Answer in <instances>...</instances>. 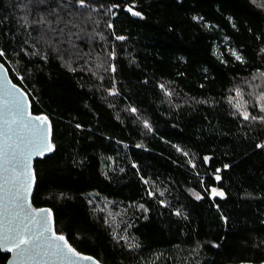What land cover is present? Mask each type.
Wrapping results in <instances>:
<instances>
[{"label": "trees", "instance_id": "16d2710c", "mask_svg": "<svg viewBox=\"0 0 264 264\" xmlns=\"http://www.w3.org/2000/svg\"><path fill=\"white\" fill-rule=\"evenodd\" d=\"M21 2L0 0V47L8 45L0 62L33 114L54 126L55 151L34 163L32 202L52 209L55 230L102 264H264V149L256 148L264 130L243 127L226 102L234 84L264 71V0H97L87 31L108 39H74L92 51L75 63L70 52H52L47 63L29 58L37 34L17 25ZM113 2L121 5L111 19L124 41L105 25L104 7ZM131 4L143 18L122 10ZM113 47L115 73L104 70ZM141 176L156 198L147 197ZM211 187L223 198L211 197ZM9 257L0 250V264Z\"/></svg>", "mask_w": 264, "mask_h": 264}, {"label": "snow or ice", "instance_id": "6c2138e0", "mask_svg": "<svg viewBox=\"0 0 264 264\" xmlns=\"http://www.w3.org/2000/svg\"><path fill=\"white\" fill-rule=\"evenodd\" d=\"M96 2L97 0H22L20 11L23 15L17 18L16 23L19 27H24L26 30L30 28L31 32L37 34L36 37H32L34 42L29 45L34 49L27 53L29 58H39L47 63L52 52L58 57L70 52L74 63L76 57L90 58L92 51L83 53L74 39L81 40L87 37L86 42L91 43L99 35L101 40L107 41L108 38L99 34L95 28L91 33L87 31L89 23L93 22L92 13L97 11L93 7ZM119 8L121 5L115 2L104 7V14L110 17L105 21V25L107 29L112 30L111 35L115 41H124L126 37L116 34L111 19L115 17L113 10ZM134 9L135 4H131L122 10L132 16L143 18L142 12ZM3 23L4 18L0 17V25ZM14 38L13 34L12 39ZM28 43V39H25L24 44ZM63 45L69 47L62 50ZM7 47V44L0 47V58L7 57ZM42 48L45 51H42ZM105 54L108 59L104 61L107 64L104 70L115 73L116 66L111 63L116 59L115 48L105 50ZM259 54L264 62V47L259 49ZM231 55L241 65L249 63L237 51H232ZM89 62V60L84 61L85 70ZM70 70L75 71L74 68ZM24 79L23 76H19L21 83ZM242 80L243 84H234L228 90L226 102L232 115L240 119L243 127L251 128L259 124L261 130H264V71L257 68L250 77ZM108 91L110 95H118L114 83ZM165 95L170 93L166 92ZM30 108L26 92L9 79L5 64L0 63V250L13 253L15 264H80V262L100 264L93 256L79 252L63 233H58L54 229L52 209L33 207L30 197L33 196L34 186H39V174L33 169V158L45 157L53 153L56 145L54 126L49 116L33 114ZM130 110L133 114L137 112L135 107H131ZM80 127L81 125L77 123L76 128ZM144 127L149 131L152 130L147 121L144 122ZM256 148L264 149V142L257 143ZM177 151L181 149L177 147ZM210 159L211 157L204 156L203 163L208 164ZM192 166L196 167L195 164ZM132 167L137 166L133 164ZM223 167L227 169L230 165L224 164ZM220 171V168H216L212 175L216 182L221 181V176L216 174ZM140 179L146 185L147 197L156 198L155 191L150 190L154 185L150 186L149 180L142 176ZM205 190L211 197L224 196V193L216 187ZM195 197L197 200L203 199L199 194H195ZM158 203L162 207L168 206L163 200H158ZM139 208L144 212L148 211L144 204H140ZM175 215L180 216L182 213L177 210ZM144 218L147 219V216ZM121 239L127 241L126 237ZM213 246L219 247V245Z\"/></svg>", "mask_w": 264, "mask_h": 264}, {"label": "water", "instance_id": "95a60500", "mask_svg": "<svg viewBox=\"0 0 264 264\" xmlns=\"http://www.w3.org/2000/svg\"><path fill=\"white\" fill-rule=\"evenodd\" d=\"M0 63H2V62H0ZM5 68H6V66H5ZM7 69V68H6ZM8 70V69H7ZM8 74H9V71H8ZM9 79H11V77H10V74H9ZM12 80V79H11ZM12 82H13V80H12ZM14 83V82H13ZM18 87H20L19 85H18ZM22 88V87H21ZM23 89V88H22ZM24 90V89H23ZM25 91V90H24ZM26 92V91H25ZM27 94V93H26ZM27 96H28V94H27ZM28 102H29V104L31 105V101H30V98H29V96H28ZM30 111H32V105H31V108H30ZM48 155V154H47ZM41 158H43V157H34L33 158V169H34V163H35V161L36 160H38V159H41ZM34 190H35V186H34V189H33V194H34ZM33 199V196L32 197H30V200H32ZM33 203V202H32ZM33 207H36L34 204H33ZM41 208H48V207H41ZM53 227H54V229H55V221H54V215H53ZM2 252H5V253H9L10 254V257H9V259L7 260V262H6V264H15V261H14V259H13V253H11V252H7L6 250H1ZM96 259V258H95ZM99 261V260H98ZM100 262V261H99ZM80 264H91V262H80ZM100 264H102L101 262H100Z\"/></svg>", "mask_w": 264, "mask_h": 264}, {"label": "rangeland", "instance_id": "374dc122", "mask_svg": "<svg viewBox=\"0 0 264 264\" xmlns=\"http://www.w3.org/2000/svg\"><path fill=\"white\" fill-rule=\"evenodd\" d=\"M219 197V196H218ZM109 213V220H113L114 219V217H115V214L113 215V213L112 212H108ZM158 259H160V257L158 256Z\"/></svg>", "mask_w": 264, "mask_h": 264}]
</instances>
